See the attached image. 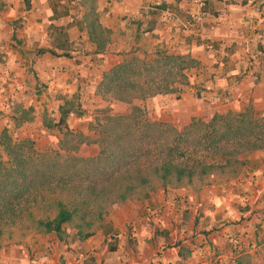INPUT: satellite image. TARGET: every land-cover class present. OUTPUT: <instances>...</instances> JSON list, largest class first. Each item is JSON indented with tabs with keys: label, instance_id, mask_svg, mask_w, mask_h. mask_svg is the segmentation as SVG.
Returning a JSON list of instances; mask_svg holds the SVG:
<instances>
[{
	"label": "crops",
	"instance_id": "obj_1",
	"mask_svg": "<svg viewBox=\"0 0 264 264\" xmlns=\"http://www.w3.org/2000/svg\"><path fill=\"white\" fill-rule=\"evenodd\" d=\"M95 1L102 25L112 31L111 43L106 54L81 59L78 52L66 58L50 53L37 55L34 49H28L27 54L25 50L40 42L62 55L67 44L71 47L75 43L79 31L92 51L87 34L80 31L88 0H29V8L25 0H0V53L8 60L4 68L0 65V93L8 90L4 96L8 94L25 107L47 106L45 101L54 94L71 92L79 78L93 76L96 69L102 72L100 82L104 72L132 55L127 54L131 46L135 51L141 46L132 31L142 26L139 18L146 17L153 30L145 32L157 35L155 45H170V51L190 54L200 67L214 63L204 54V48L218 52L237 47L232 55L237 54L217 62V69L209 77L201 72L194 79L190 77L179 102L191 116L200 114L208 121L216 113L240 111L249 94L264 103V46L245 57L250 42L259 37L257 29L264 28V0ZM161 4L167 8L152 23L149 11ZM66 9L69 13L60 16ZM52 27L56 35H49ZM205 40L216 43L217 48L205 44ZM124 49L126 54H118ZM35 56L40 81L47 90L33 88V75L22 65ZM96 60L99 63L94 65ZM69 79L71 82H67ZM195 104L202 106L203 113H195ZM250 161L232 179L167 192L159 188L147 199L116 206L108 217L116 234L98 229L84 241L75 232L63 241L53 234H32L19 243L1 244L0 264H234L246 256L254 264H264V150L250 154ZM156 207L163 209L161 218L151 214ZM231 220L233 223H229ZM111 236L116 239L115 252L109 249L110 241H114ZM132 238L135 249L127 241Z\"/></svg>",
	"mask_w": 264,
	"mask_h": 264
},
{
	"label": "trees",
	"instance_id": "obj_2",
	"mask_svg": "<svg viewBox=\"0 0 264 264\" xmlns=\"http://www.w3.org/2000/svg\"><path fill=\"white\" fill-rule=\"evenodd\" d=\"M25 1L29 8V0ZM88 2L80 31L94 47L89 55H104L112 31L102 25L96 1ZM166 8L155 5L149 14L155 17ZM53 12L57 18L56 7ZM68 13L66 9L60 16ZM151 26L147 31L153 30ZM39 52L71 58L52 49ZM199 66L190 54L164 47L153 54L144 52L142 58L134 54L105 72L97 87L99 96L125 105L127 112L100 110L89 128L93 135H85L68 124L71 114H84L81 104L75 97L64 98L59 121L44 122L47 129L61 134L57 150L38 153L33 142H15L4 130L0 139V245L6 240L19 243L32 234H53L61 241L71 232L81 241L98 229L116 234L108 217L116 206L138 194L147 199L159 188L167 192L208 186L216 178L235 177L249 166L250 154L264 150V115L252 107L216 113L208 121L193 117L182 130L149 117L146 101L158 95L180 96L190 85V71ZM33 112L19 105L14 120L18 126L31 123ZM82 145L98 146V155L81 156ZM116 246L110 245V251L115 252ZM234 264L254 263L246 256Z\"/></svg>",
	"mask_w": 264,
	"mask_h": 264
},
{
	"label": "rangeland",
	"instance_id": "obj_3",
	"mask_svg": "<svg viewBox=\"0 0 264 264\" xmlns=\"http://www.w3.org/2000/svg\"><path fill=\"white\" fill-rule=\"evenodd\" d=\"M78 16L79 15L75 16V18L78 19ZM160 16L159 15L155 17L153 16L154 18L151 16L150 21H154L155 19H157L158 21ZM139 20L143 24L138 30H136V28H133L132 35L133 37L138 36L137 39H139L138 42L141 43V46H138L137 49H141L142 51H135L134 50L135 47L131 46V51L129 53H127L126 49H124L120 51L118 54H122V55L126 53L132 54V55H129L127 58L126 57L124 58L125 60H127V59H130L135 54L134 52L136 53L138 52L139 54H135V55L140 56L142 58L144 52L153 54L157 48L164 47L168 50L170 49L171 47L170 45L165 44L162 47L161 45L154 44V38L157 35L152 34V33L146 34L145 31L150 27L148 18L141 17L139 18ZM18 22L19 21L15 23L17 27H19ZM48 30H49V35H56V30L54 29V27ZM257 33L258 35L263 34L264 28L261 27L257 29ZM78 34L79 36L75 40V43H73L71 47L64 49V51H62V54L69 53L71 55V52H78L79 55L83 57L81 59H85L86 57L88 58L90 57L89 53L91 52V50L86 45V42H84L83 39L80 37L79 31H78ZM125 34L126 32L124 33V35ZM19 37L22 41H25V38L21 37L20 34H19ZM250 44H252L249 47L250 51L246 52L247 56L245 57H250L248 55H251L252 51H260V47L264 46V38L257 37L256 41L253 43L250 42ZM207 45L212 46L211 44H207ZM9 46H11L10 43H9ZM28 49H34L33 50L34 53H37L38 55L41 49H47V48L41 46V43L39 42L37 45H33L31 48H27L25 50L27 54L29 53ZM209 50L210 49L204 48L203 52L207 56L208 59H213L214 63L211 65L202 64V67L199 66L197 68H193L190 71V77L192 79H194L195 75H197L199 72L206 73L207 74L206 77H209L210 75H212L215 69H217L218 63L225 62L227 60V57L229 56L231 57L237 54L236 52L235 54L232 55V52L236 51L237 47L236 48L231 47V52H227V50L225 51L224 49L218 52H211ZM112 53L115 54L117 52L114 51ZM98 60L94 61V65L99 63ZM27 61L28 62H23L22 65L24 68H26L25 70L28 74L33 75L34 79L31 84L32 87L33 88L36 87V89L41 90V91L47 90L48 86H46V84L40 81L41 80L39 77L40 72L37 70V66H36V61H37L36 56L27 58ZM245 61L249 63L247 59ZM7 64H8L7 56H5V54L0 53V65L4 68ZM229 67H231V65H229ZM63 73H66V70L64 68H63ZM95 73L96 74H94L93 76H88L89 78L88 77L79 78L78 81L76 82L77 83L76 87L71 92H67V91L63 92V90H61L58 94H54L53 97L49 99V102L45 101V103H47V106H44L42 104L41 106L35 105L33 107L32 106L25 107L22 103H20L21 101L9 97L8 94L4 96V93L8 90L2 91L0 93V96H1L0 100H3V104L2 106H0V139H1L2 132L6 130L7 133L10 135V137L15 142L21 141V140H30L31 142H33V147L35 151L38 153H45L51 150H57L58 144L61 138V134L56 129H47L44 125V122L54 121L56 123L59 121V118H60L59 108L61 105H63L64 98L75 97L77 102L81 104L84 114L82 116H79L77 114H71L68 119V124L71 129L78 131V132H82L85 135H93V132H90L89 128H90L91 123H93L94 118L100 115L99 114L100 110L110 108L112 114L126 113L127 107L125 105L119 102H116L112 99L105 100L97 94V87L102 81L101 79V81L99 82V78H101L102 72L101 70L96 69ZM25 74L26 73H23L22 75L25 76ZM102 78H103V75H102ZM9 82L10 81L8 80L7 82L3 83L2 84L3 87L4 85L6 86ZM67 82H71L70 79L67 80ZM70 84L71 83H68V85ZM180 97L181 95L178 96L177 94L158 95V96H155L147 100L146 108H147V111H148V114L151 120L158 121V122L172 123L180 130H182L185 126H187L193 117L201 118L205 120L200 114L197 116L195 115L191 116L188 113L187 108L183 107V105L180 104L179 102ZM6 104L7 106H5ZM19 105L25 107L26 109H29V108L33 109L34 111L33 115L35 117L33 122L26 123L21 126L17 125V122L14 120V117H15V109ZM201 105H203V103H201ZM195 106H197V109H193L195 113H203L202 111H204V109H202V106H200L199 104H195ZM247 107H252L256 110V112H259L260 114L264 115V103L255 101V99L253 98V95L251 94H249L244 100V102L242 103V108L240 109V111L244 110ZM228 111H226V113ZM230 111H233V110H230ZM240 111H236V112H240ZM0 153H1V148H0ZM98 153H99V148L96 145L80 146L79 154L83 157H95L98 155ZM232 178L233 177H221V178L214 179V181L223 182V181H226ZM140 198H142V194H138L132 200H141ZM161 210H162V213L157 215L158 218H161L163 214V209L161 208ZM152 211H151V214H152ZM229 223H233V221L231 220ZM127 241L135 249L136 244L133 242L134 241L133 238L127 239ZM13 242L14 241L6 240V241H3L2 244L13 243ZM110 245H116V242L111 240L109 246Z\"/></svg>",
	"mask_w": 264,
	"mask_h": 264
},
{
	"label": "built area",
	"instance_id": "obj_4",
	"mask_svg": "<svg viewBox=\"0 0 264 264\" xmlns=\"http://www.w3.org/2000/svg\"><path fill=\"white\" fill-rule=\"evenodd\" d=\"M260 38H264V33L263 34H259L258 35ZM162 213V210H161V208H156V209H154L153 211H152V215L154 216V217H157L158 218V216L157 215H159V214H161Z\"/></svg>",
	"mask_w": 264,
	"mask_h": 264
}]
</instances>
